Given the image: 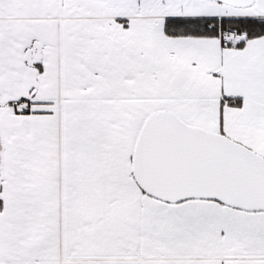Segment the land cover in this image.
<instances>
[{"label": "snow or ice", "instance_id": "snow-or-ice-1", "mask_svg": "<svg viewBox=\"0 0 264 264\" xmlns=\"http://www.w3.org/2000/svg\"><path fill=\"white\" fill-rule=\"evenodd\" d=\"M0 264H264V0H0Z\"/></svg>", "mask_w": 264, "mask_h": 264}]
</instances>
